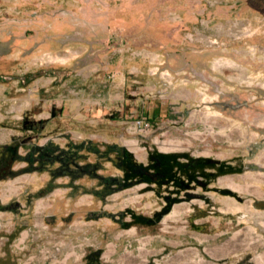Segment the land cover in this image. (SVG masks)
<instances>
[{
	"label": "rangeland",
	"instance_id": "obj_1",
	"mask_svg": "<svg viewBox=\"0 0 264 264\" xmlns=\"http://www.w3.org/2000/svg\"><path fill=\"white\" fill-rule=\"evenodd\" d=\"M83 141L164 177L101 198L22 159ZM259 199L264 0H0V264H264Z\"/></svg>",
	"mask_w": 264,
	"mask_h": 264
},
{
	"label": "trees",
	"instance_id": "obj_2",
	"mask_svg": "<svg viewBox=\"0 0 264 264\" xmlns=\"http://www.w3.org/2000/svg\"><path fill=\"white\" fill-rule=\"evenodd\" d=\"M106 152L116 153V157L119 160L117 164L122 168H128L125 177L104 175L100 173L103 168L101 159L106 156ZM91 153L98 156L97 161L88 160ZM22 159L28 163L29 169L32 171L49 172L52 182L58 178H68L70 186L79 187L74 184L75 181L79 179L84 177L96 179L98 181V187L95 189L94 193L101 198L132 186L136 182L138 176L143 179H145V177H150L153 180H160L164 177L162 171L156 173L150 172L147 167L133 163L130 159V153L124 147H120L116 144L110 145L105 153L91 141H83L79 144H73L68 147H63L54 142L45 145L33 144L28 147V151ZM166 161L172 162L168 159ZM178 164L185 169L188 166L189 169L194 167L199 168L201 170L200 174L209 176L212 175V173L206 174L204 168L206 166L213 167L218 165L219 162L212 159H195L192 160L191 164H194L192 167L189 163L187 164V167L186 165L177 162V165ZM155 166L159 168L161 167L157 165V163ZM104 215L110 217L113 216V214L108 212H102L99 216ZM137 218L139 222L142 223L150 221L149 218L144 216H137Z\"/></svg>",
	"mask_w": 264,
	"mask_h": 264
},
{
	"label": "water",
	"instance_id": "obj_3",
	"mask_svg": "<svg viewBox=\"0 0 264 264\" xmlns=\"http://www.w3.org/2000/svg\"><path fill=\"white\" fill-rule=\"evenodd\" d=\"M254 205H255L257 208H262V209H264V199L254 201Z\"/></svg>",
	"mask_w": 264,
	"mask_h": 264
},
{
	"label": "flooded vegetation",
	"instance_id": "obj_4",
	"mask_svg": "<svg viewBox=\"0 0 264 264\" xmlns=\"http://www.w3.org/2000/svg\"><path fill=\"white\" fill-rule=\"evenodd\" d=\"M259 200H261V199H259ZM257 201V200H256Z\"/></svg>",
	"mask_w": 264,
	"mask_h": 264
}]
</instances>
